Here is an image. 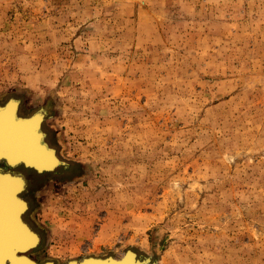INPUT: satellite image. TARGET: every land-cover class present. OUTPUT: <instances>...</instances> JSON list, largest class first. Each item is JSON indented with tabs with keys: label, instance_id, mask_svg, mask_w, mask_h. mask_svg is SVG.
<instances>
[{
	"label": "rangeland",
	"instance_id": "obj_1",
	"mask_svg": "<svg viewBox=\"0 0 264 264\" xmlns=\"http://www.w3.org/2000/svg\"><path fill=\"white\" fill-rule=\"evenodd\" d=\"M12 98L67 167L27 172L37 261L264 264V0H0Z\"/></svg>",
	"mask_w": 264,
	"mask_h": 264
},
{
	"label": "bare ground",
	"instance_id": "obj_2",
	"mask_svg": "<svg viewBox=\"0 0 264 264\" xmlns=\"http://www.w3.org/2000/svg\"><path fill=\"white\" fill-rule=\"evenodd\" d=\"M21 105L22 103L20 100L13 98L6 101V104L0 103V123H2L4 118H6V124L9 123L11 125L13 124L14 127L15 126L19 127L21 121V125H25L24 129L28 131V143L25 146H20L19 148L20 150H18V148H16L15 145L9 146L10 149L6 150L5 153L6 156L11 158L12 161H17V160L19 161L21 155L23 156V159L26 160V158H28L30 160L27 163L28 164L27 167H25V165H22L25 167V169L15 171L14 169H16L19 166L14 163H10L9 166H7L8 169H4L5 172L13 173L15 174L14 176L16 177L18 176L17 180L16 179L9 180L5 183V185L3 186V191L1 192L0 195V199L2 201H6L10 205V208L8 209L7 213H1L3 218L0 216V245L2 247L3 245L6 246L5 247L6 249L7 247H10V249L11 247L15 249L17 248L20 249L24 247L26 243L30 245L32 244L36 245L37 243H39L34 248L36 249L37 247L39 248L43 243V234L36 227H34L31 221H29L28 219V214L32 209V204H31V200L26 198L24 194L25 192L28 191L30 186L33 185V179L27 176L28 175L27 172H33L35 175L42 176L47 173H52V174L58 173L61 168H67L66 163L58 155L56 149H54L47 141L46 133L44 131V123L47 114L42 111H36L37 113L35 114V116L31 118V115H25L22 113ZM24 118H28V119L23 120ZM7 131L8 133L10 132V130ZM1 149L2 148L0 147V150ZM0 154L2 156L1 151ZM55 157L59 161L56 160ZM1 162L2 160L0 159V171H3V169H1ZM11 165H13L14 167ZM34 167L39 168L41 171H37L36 168ZM45 169H50V171L42 172ZM22 180H23V188L21 186ZM17 192L19 193L18 194L19 198L23 203L22 202L19 203V200L14 199V195ZM21 208L26 210L24 214L20 213L21 219L23 220L26 226L27 225L29 226V227L27 226L28 229H30L32 233H35L39 238H37L34 234L30 233V231L27 230V228H25L24 226L15 223V217H17V215L13 214V212L16 213L18 210L19 213ZM130 251L135 252V255L129 253L125 257L126 255L125 252L124 254H122L121 257H113L111 255L110 256L112 259L118 261L125 257L122 263H117V264H146V261L141 259V257L136 251L134 250H130ZM2 252L4 251L2 250ZM18 253H24V250H18ZM30 257L33 258L31 255ZM88 257H93V256H88ZM97 258L104 259L106 257H97ZM34 260L37 261L36 259ZM80 261H83V259ZM80 261H77V263H79ZM37 262L38 263L51 262V264H56L54 261H45V262L37 261Z\"/></svg>",
	"mask_w": 264,
	"mask_h": 264
},
{
	"label": "water",
	"instance_id": "obj_3",
	"mask_svg": "<svg viewBox=\"0 0 264 264\" xmlns=\"http://www.w3.org/2000/svg\"><path fill=\"white\" fill-rule=\"evenodd\" d=\"M36 113L37 112H34L33 114H31V118L34 117ZM25 119H28V118H24L23 120H25ZM0 124H2V125H0V128H1V130H0V145L1 146L0 147L2 148L0 150L2 152V156L0 154V159L2 160L1 165L4 164L7 167V166H9L10 163H14L18 166L25 165V167H27L28 166L27 163H28V161H30L28 158H26V160H25V159H23V156L21 155L20 158L18 157L19 161L18 160L12 161V159L9 158L8 156H6V154H5L6 150H9L10 149L9 146H11V145H15V147L18 148V150H20L19 149L20 146H25L28 143V131H26V129H24L25 125H21V121H20L21 128H20V126L14 127L13 124L12 125L9 123L6 124V118H4L2 123H0ZM7 130H10V132L8 133ZM11 132H13V133H11ZM55 159L58 160L56 157H55ZM11 166H13V165H11ZM34 168H36V167H34ZM1 169H3V171H0V195H1V192L3 191V186L5 185V183L7 181L15 180V179L17 180V178H18V176L17 177L14 176L15 174H13V173L5 172L3 167H1ZM36 170L41 171L39 168H36ZM45 171H50V169H45L42 172H45ZM21 186L23 188V180H22ZM18 194L19 193L17 192L14 195V199L19 200V203H21L22 201L20 200ZM9 208H10V205L6 201H2L0 199V216L1 217H2L1 213H7ZM24 212H26V210L23 208H21L19 213H18V210L16 213L13 212V214L17 215V217H15V223L18 225L24 226L25 228H27V230L30 231V229H28L29 226L27 225L28 226L27 227L20 217V213L24 214ZM30 233H32V232L30 231ZM32 234H34L37 237V235L35 233H32ZM37 238H39V237H37ZM38 244L39 243H37L36 245L35 244L30 245V244L26 243L24 245V247H22L20 249H18V248L15 249V248L11 247L12 251H11L10 247H7V249H6L5 248L6 246L3 245V247H2L0 245V264H51V262L38 263L37 261H35L33 258L30 257V255H29L30 252L32 250H34V248ZM2 250L4 252H2ZM18 250H24V253H18ZM129 253H132L135 255V252L128 250L126 252L125 257ZM125 257L119 261L112 259L111 256L106 257L104 259L88 257V258H84L83 261H80L79 263H77L76 260H72V261H69L67 264H117V263H122L123 260L125 259Z\"/></svg>",
	"mask_w": 264,
	"mask_h": 264
}]
</instances>
